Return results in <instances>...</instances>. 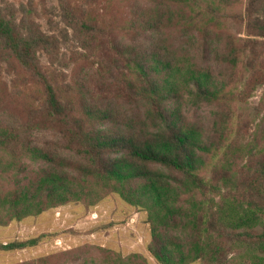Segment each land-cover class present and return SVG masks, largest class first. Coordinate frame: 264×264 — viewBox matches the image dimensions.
Returning <instances> with one entry per match:
<instances>
[{"label":"trees","instance_id":"obj_1","mask_svg":"<svg viewBox=\"0 0 264 264\" xmlns=\"http://www.w3.org/2000/svg\"><path fill=\"white\" fill-rule=\"evenodd\" d=\"M56 1L68 53L35 0H0V226L116 195L146 212L159 264L264 253V151L242 152L237 121L264 84V0ZM6 264L148 260L84 243Z\"/></svg>","mask_w":264,"mask_h":264},{"label":"rangeland","instance_id":"obj_2","mask_svg":"<svg viewBox=\"0 0 264 264\" xmlns=\"http://www.w3.org/2000/svg\"><path fill=\"white\" fill-rule=\"evenodd\" d=\"M18 2L19 0H13ZM26 1V0H23ZM81 2L82 0H77ZM41 10L39 22L47 33H54L60 40L61 50L70 52L77 48L72 31L67 28L59 16L56 0H35ZM106 0L104 3H107ZM231 30L234 28L230 25ZM47 64L44 55L41 56ZM7 81L8 78H4ZM239 118L245 121L244 131L240 136L242 152L251 144L257 151H264V84L257 88L246 102L238 104ZM146 212L128 205L116 195H109L94 207L85 210L81 204L71 203L47 210L37 216L13 221L7 226H0V241L13 238H26L41 232H57V235L37 247L13 252H0V264L27 260L50 251L65 249L84 243H94L120 251L123 255L131 252L142 253L148 264H159L147 252L149 240L148 225L144 222ZM230 264H253L254 258L264 256L255 249L243 247L228 255ZM189 264H200L192 262Z\"/></svg>","mask_w":264,"mask_h":264}]
</instances>
